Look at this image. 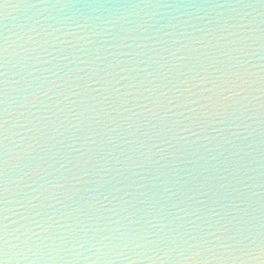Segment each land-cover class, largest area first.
Instances as JSON below:
<instances>
[{
  "label": "water",
  "instance_id": "obj_1",
  "mask_svg": "<svg viewBox=\"0 0 264 264\" xmlns=\"http://www.w3.org/2000/svg\"><path fill=\"white\" fill-rule=\"evenodd\" d=\"M0 116L4 264H264V0H0Z\"/></svg>",
  "mask_w": 264,
  "mask_h": 264
},
{
  "label": "snow or ice",
  "instance_id": "obj_2",
  "mask_svg": "<svg viewBox=\"0 0 264 264\" xmlns=\"http://www.w3.org/2000/svg\"><path fill=\"white\" fill-rule=\"evenodd\" d=\"M249 81L245 79L244 76L237 78V81L232 82L231 89H226L232 93V95H239L236 89L242 90L243 86L246 85ZM228 97L221 96L217 103H222L224 100H227ZM7 127L6 120L3 116H0V167H4L7 164V153L4 148L3 141L6 140L7 136ZM3 191L2 186H0V192ZM6 219V217H5ZM0 253L7 254V239H6V225L0 224ZM0 264H4L3 260H0Z\"/></svg>",
  "mask_w": 264,
  "mask_h": 264
}]
</instances>
